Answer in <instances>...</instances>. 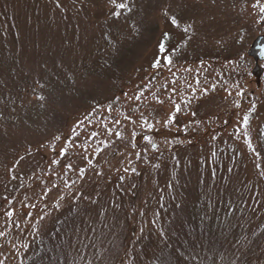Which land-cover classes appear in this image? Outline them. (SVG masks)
<instances>
[{
  "label": "rangeland",
  "instance_id": "obj_1",
  "mask_svg": "<svg viewBox=\"0 0 264 264\" xmlns=\"http://www.w3.org/2000/svg\"><path fill=\"white\" fill-rule=\"evenodd\" d=\"M58 2L0 0V261L264 264V0Z\"/></svg>",
  "mask_w": 264,
  "mask_h": 264
},
{
  "label": "snow or ice",
  "instance_id": "obj_2",
  "mask_svg": "<svg viewBox=\"0 0 264 264\" xmlns=\"http://www.w3.org/2000/svg\"><path fill=\"white\" fill-rule=\"evenodd\" d=\"M257 2H258V0H257ZM110 3L116 8V11L112 13L113 16L119 17V15L121 14V10H127V11L131 10L130 7H129V4H128V0H122V2H118V0H110ZM59 6L60 5H59V2L57 0V7H59ZM255 6L256 5H254V7ZM259 11H260L261 14H264V6H260L259 7ZM164 14L167 15V10H165ZM172 23L176 24V18L175 17H172ZM189 27H191V26H189ZM184 31L187 33L189 31V29L185 28ZM169 39H170L169 34L168 33H164L163 39L160 41L159 46H158V50H159L160 56H158L157 59L154 61L153 67L159 68L161 66V59H163L164 64L171 65V63H172L171 55L170 54L169 55H165V53L168 52V49L166 48L165 41H167ZM36 83H37V85H38V87L40 89L46 88L45 84L40 83L39 81H37ZM34 92H35V90H34ZM206 94L207 93L205 92V95ZM237 94L243 96V93H237ZM229 95H231V93H229ZM35 99L40 101L41 102V106H43V103L46 101L47 97L45 95L40 94V93L37 92V93H35ZM137 99H139V97H137ZM158 102L163 103V101H158ZM236 107H240V105L237 103ZM254 109H255V105L253 104L252 108L250 109V111H253ZM179 111H180V107H179V105H176L175 112L178 113ZM126 119H130V118L126 117ZM174 120H175V114L170 115L168 117V119L164 122L165 127L168 125L169 122H174ZM117 123H118V121H117ZM248 125H249V115L245 114L243 116L242 122H240V126L242 128L246 129L248 127ZM74 131H75V129H74ZM109 134H111V133L109 132ZM239 134H240L239 129H237V135H239ZM116 135H117V138H121L120 137V133H116ZM244 135H245L246 142L249 144V146H251V142H250L249 138L247 137V134L245 133ZM54 139L59 140L60 137L57 136V137H54ZM67 143H70V141L66 142V144ZM53 150H54V146H53ZM253 151H255V150L253 149ZM66 153H67V146L60 149V155L61 156L65 155ZM20 159L22 160V159H24V157H20ZM18 162L19 161H17V163ZM53 163L56 164V163H58V161L54 160ZM66 167H67V169L69 171L71 170V164L67 165ZM257 167L259 168V165H257ZM229 171H231V169H229ZM83 172H84V169H81L80 170L81 178H83ZM260 174L262 176H264V172H261ZM66 186L70 187V185H68L67 182H66ZM53 187H56V185H53ZM5 199H7V198H5ZM61 199H63V197H61ZM33 207H34V205H33ZM54 207L59 208V204L54 205ZM6 215L11 217L12 213L11 212H7ZM41 219H43V217H41ZM17 226H19V225H17ZM57 231H59V229H57ZM0 235H3V233H0ZM0 264H3V262L0 261Z\"/></svg>",
  "mask_w": 264,
  "mask_h": 264
},
{
  "label": "water",
  "instance_id": "obj_3",
  "mask_svg": "<svg viewBox=\"0 0 264 264\" xmlns=\"http://www.w3.org/2000/svg\"><path fill=\"white\" fill-rule=\"evenodd\" d=\"M248 55L253 57L256 61L253 74L260 78L264 72V69L260 66V62H264V35L259 36L256 41H254L248 51Z\"/></svg>",
  "mask_w": 264,
  "mask_h": 264
},
{
  "label": "trees",
  "instance_id": "obj_4",
  "mask_svg": "<svg viewBox=\"0 0 264 264\" xmlns=\"http://www.w3.org/2000/svg\"><path fill=\"white\" fill-rule=\"evenodd\" d=\"M171 257H172L174 260H176V259H177V253H176V251H175V253H174V252H172V254H171Z\"/></svg>",
  "mask_w": 264,
  "mask_h": 264
}]
</instances>
